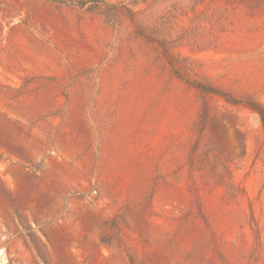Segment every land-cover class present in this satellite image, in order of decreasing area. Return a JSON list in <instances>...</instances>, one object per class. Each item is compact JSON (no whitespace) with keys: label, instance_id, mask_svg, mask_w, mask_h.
I'll return each mask as SVG.
<instances>
[{"label":"rangeland","instance_id":"374dc122","mask_svg":"<svg viewBox=\"0 0 264 264\" xmlns=\"http://www.w3.org/2000/svg\"><path fill=\"white\" fill-rule=\"evenodd\" d=\"M263 120L264 0H0V264H264Z\"/></svg>","mask_w":264,"mask_h":264},{"label":"trees","instance_id":"16d2710c","mask_svg":"<svg viewBox=\"0 0 264 264\" xmlns=\"http://www.w3.org/2000/svg\"><path fill=\"white\" fill-rule=\"evenodd\" d=\"M263 119V118H262ZM264 121V120H263Z\"/></svg>","mask_w":264,"mask_h":264}]
</instances>
